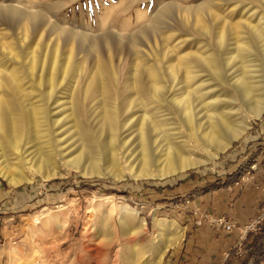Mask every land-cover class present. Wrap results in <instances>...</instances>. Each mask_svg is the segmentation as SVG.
I'll use <instances>...</instances> for the list:
<instances>
[{
    "label": "rangeland",
    "instance_id": "obj_1",
    "mask_svg": "<svg viewBox=\"0 0 264 264\" xmlns=\"http://www.w3.org/2000/svg\"><path fill=\"white\" fill-rule=\"evenodd\" d=\"M206 3L212 5L209 8L224 20L220 22L213 19L205 11L203 16L205 14L204 18L212 26L222 24L221 27H223V22L232 23L238 18L237 11L231 9L233 5L239 3L237 0H209V2L208 0H0V74L3 78L13 75L17 79L16 83L23 94L21 99L26 107L29 106L28 103L37 104L43 99L42 92L49 85L47 79L54 62L56 66L52 85L57 91L53 96L58 99V102L50 105L48 116L49 121L56 119L57 123L49 124L48 129L43 130L44 132L41 129L42 132L31 130L27 138L21 136L24 138L19 141V152L22 157L25 156L32 163L50 159L54 162L56 169L67 170L66 174L47 180L35 174L31 181L17 186L8 184L0 176V264H124V259L133 252L134 244L138 250L142 248L141 250L150 251L147 237L154 235L156 217L172 219L183 230L177 218L181 209L185 212L183 201L186 202V200L179 198L182 190L187 192L194 190L198 193L208 189L215 182L224 183L228 178L243 177L244 164L264 152L263 110L259 117L251 118L245 133L233 140L215 158L205 164L162 179H134L128 174L119 180L109 176H82L78 170L68 168L64 163L67 159L78 155L86 159L87 152H94L95 147L97 146L98 149L106 140L101 136L104 134L94 131L93 121L97 117L89 120L92 126L88 134L82 135L79 134L68 115V86L77 78L85 76L89 70L95 69V57L85 45L81 44V38L84 36L87 39L105 37L117 45L118 38L122 37L126 40L147 28L148 18L160 6L174 5L169 19L165 21L169 26L162 27L156 32L155 37L149 33L150 48H144L141 55L130 51L125 42L119 46L124 50V59L127 58L121 63L122 72H132L136 69L144 75L146 68L153 63H158V66L160 68L162 66L161 69H163L172 56L177 58L187 51L195 52L203 45L214 47L207 37L197 31L193 12L190 11L191 14L187 12L186 22L182 20V13L177 9V5L182 8ZM7 8L16 10H13L16 15L17 12L25 11L37 13L33 24L34 31L24 36L16 26L17 19L13 18ZM5 9L7 11L3 12ZM226 30L223 27L224 33L227 32ZM142 40L143 38L140 39ZM56 43L58 47H55L57 54L54 59L55 50L53 49ZM70 44L73 55L69 57ZM118 52L119 49L112 56L117 57ZM103 55L107 57L106 52ZM81 59H85V63L79 69ZM138 59L140 65L136 66L133 61L137 62ZM63 67L65 73L62 74ZM86 85H88L87 81ZM82 90L84 91V86ZM213 94L210 93V96ZM87 97L88 101L93 102L91 109L94 110L96 106L99 108L96 94L93 93ZM6 100L5 93H2L0 89V122L9 119ZM138 113L140 114V109L136 110L131 118L135 119ZM0 141V148L5 149V152L3 149L0 152L14 161L16 156L12 153L13 149L3 142L4 138H0ZM103 145L99 148L100 150L103 149ZM97 149L95 151L102 152ZM26 166L27 164L24 168L28 171ZM101 195L108 196L115 202H124L134 208L137 215L145 219L143 229L127 239L128 237L120 235L118 222L113 217L111 219L113 238H103L109 230L98 223L99 212H88L91 200ZM60 205H67V209L59 210ZM37 212H43L45 216L24 218ZM54 214L59 217L58 222H55L51 216ZM33 217L37 218L36 223ZM257 218L258 222L252 229L246 230L244 236L249 231L257 232L262 228L264 212L260 213L255 220ZM182 237L184 239V235ZM179 244L178 241L172 245L173 247L168 248L160 264H170L167 256Z\"/></svg>",
    "mask_w": 264,
    "mask_h": 264
},
{
    "label": "bare ground",
    "instance_id": "obj_2",
    "mask_svg": "<svg viewBox=\"0 0 264 264\" xmlns=\"http://www.w3.org/2000/svg\"><path fill=\"white\" fill-rule=\"evenodd\" d=\"M237 1L239 3L231 9L237 11L238 18L232 23L223 22L226 33L223 32L222 24L212 26L204 18L203 13L207 11L213 19L224 21L209 8L212 5L206 3L195 7L186 5L187 7L182 8L177 5L184 21L188 16L187 12H193L197 31L207 37L214 47L203 45V48L200 47L192 53L187 51L177 58L171 55L173 58L163 65V69L158 63L145 67V77L136 69L132 72H122L121 63L127 58L124 59V50L119 46L125 42L130 51L141 55L144 48H150V35L155 37L162 27L169 26L165 21L169 19L174 5H163L154 10L147 20V28L126 40L118 38L117 45L105 37H82L81 44L95 57V69L89 70L85 76L77 78L68 86V115L82 135L88 134L92 126L89 120L97 117L93 121L94 131L104 134L101 136L106 140L104 145L102 144V150L99 149L102 145L98 149L95 147L102 152L95 149L94 152L89 151L86 159L81 158V155L73 156L64 162L65 165L78 170L82 176H109L119 180L128 174L134 179H162L207 163L225 150L233 140L243 135L251 118L259 117L264 110V0ZM8 10L13 18L17 19L16 26L24 36L34 31L33 24L37 13L25 11L26 13L17 12L16 15L14 9ZM69 37L71 38L70 34ZM55 47H58V43L54 45V59L57 54ZM118 49L117 57L112 56ZM72 52L70 44L69 57ZM105 52L107 57L103 55ZM135 60L133 64L140 65L139 59V62ZM84 63L85 59H81L79 69ZM55 70L54 62L47 79L49 85L42 92L43 99L37 104L28 103L27 107L21 99L23 94L18 88L17 79L12 73L7 78L0 74V89L5 93L9 109V119L0 122V138H4L3 142L13 149L12 153L16 156L15 160L11 161L5 153L0 152V176L12 186L31 181L35 174L47 180L67 172L66 169H56L50 159L32 163L19 152V141L24 138L21 136L27 138L31 130L42 132L48 129L49 124L57 123L56 119L49 121L48 116L50 105L58 102L53 96L56 91L52 85ZM93 93L98 96L99 102V108L96 106L94 110L91 109L93 102L88 101L87 97ZM210 93L214 94L210 96ZM138 109L140 114L138 113L135 119L131 118ZM2 149L5 152L4 148H0ZM25 164L28 171L24 168ZM67 205H60L59 210L65 209ZM89 208L88 212H99L98 223L109 230L103 238H113V217L118 222L120 235L128 237L127 239L132 238L144 227V219L137 215L134 208L124 202L112 201L108 196L95 197L91 200ZM32 216L41 218L45 214L37 212L24 218L30 219ZM51 216L55 222L59 221L56 214ZM36 217L32 218L35 223ZM181 236V229L175 221L157 218L154 221L153 237H147L150 251L141 250L142 248L138 250L134 244L131 255H125L127 257L124 264H160L166 250Z\"/></svg>",
    "mask_w": 264,
    "mask_h": 264
},
{
    "label": "crops",
    "instance_id": "obj_3",
    "mask_svg": "<svg viewBox=\"0 0 264 264\" xmlns=\"http://www.w3.org/2000/svg\"><path fill=\"white\" fill-rule=\"evenodd\" d=\"M243 168V177L215 182L198 193L182 190L185 212L181 209L177 218L184 239L169 252L170 264H264V223L245 236L242 229L264 212V152ZM216 218L234 227L225 230Z\"/></svg>",
    "mask_w": 264,
    "mask_h": 264
},
{
    "label": "built area",
    "instance_id": "obj_4",
    "mask_svg": "<svg viewBox=\"0 0 264 264\" xmlns=\"http://www.w3.org/2000/svg\"><path fill=\"white\" fill-rule=\"evenodd\" d=\"M216 223L219 225V226H221V227H223L225 230H231L233 227H234V225L233 224H231V223H226L224 220H223V218H216ZM258 222V218L256 219V220H254V221H252L251 223H249V224H247L246 226H244L242 229H243V231H246V230H248V229H252L253 227H254V225L256 224Z\"/></svg>",
    "mask_w": 264,
    "mask_h": 264
}]
</instances>
